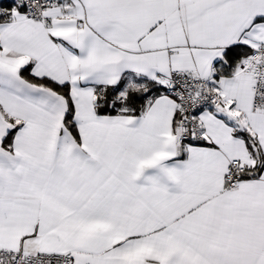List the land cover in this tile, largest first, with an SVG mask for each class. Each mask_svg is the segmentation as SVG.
<instances>
[{"label": "snow or ice", "instance_id": "6c2138e0", "mask_svg": "<svg viewBox=\"0 0 264 264\" xmlns=\"http://www.w3.org/2000/svg\"><path fill=\"white\" fill-rule=\"evenodd\" d=\"M0 264H264V0H0Z\"/></svg>", "mask_w": 264, "mask_h": 264}]
</instances>
